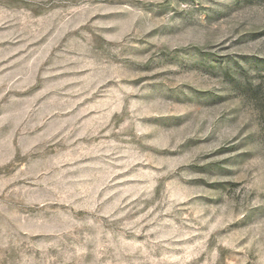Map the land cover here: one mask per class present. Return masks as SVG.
<instances>
[{"label":"rangeland","instance_id":"1","mask_svg":"<svg viewBox=\"0 0 264 264\" xmlns=\"http://www.w3.org/2000/svg\"><path fill=\"white\" fill-rule=\"evenodd\" d=\"M0 264H264V0H0Z\"/></svg>","mask_w":264,"mask_h":264}]
</instances>
